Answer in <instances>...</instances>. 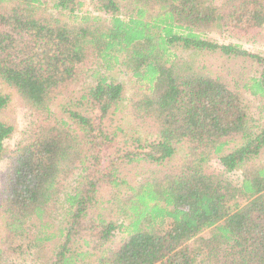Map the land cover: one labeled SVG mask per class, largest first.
Masks as SVG:
<instances>
[{
  "label": "trees",
  "instance_id": "1",
  "mask_svg": "<svg viewBox=\"0 0 264 264\" xmlns=\"http://www.w3.org/2000/svg\"><path fill=\"white\" fill-rule=\"evenodd\" d=\"M89 2L91 12L82 0H0V84L49 119L5 161L0 264L13 254L28 264H264V58L203 38L264 41V0ZM174 47L250 72L231 81ZM98 68L128 72L131 95ZM89 78L63 107L71 124L48 117L56 97ZM8 102L0 93V113ZM12 132L0 120V161ZM176 150L179 162L163 168ZM213 157L241 174L239 185L204 171ZM134 163L156 169L135 183L122 172ZM116 230L126 239L109 250Z\"/></svg>",
  "mask_w": 264,
  "mask_h": 264
},
{
  "label": "rangeland",
  "instance_id": "2",
  "mask_svg": "<svg viewBox=\"0 0 264 264\" xmlns=\"http://www.w3.org/2000/svg\"><path fill=\"white\" fill-rule=\"evenodd\" d=\"M86 3V7L84 8L86 11L91 12L93 9L90 7V0H82ZM47 8L49 12L54 16L61 20H67L69 14L64 11H57L52 7L53 2L47 1ZM82 15L81 13L78 16ZM96 16H101L95 12ZM107 17V16H106ZM108 20V18H107ZM264 34V31L262 32ZM204 39L207 41H211L218 44H237L240 45L243 49H245L248 53L258 55L264 58V41L259 39L255 42H246L243 40H237L236 37L227 34L226 32L220 34H206L203 36ZM172 52L175 56H178L180 59H188L191 57V61H195L196 65L199 64V61H202L201 67L206 68L209 71L216 72L219 70H224L225 74L231 78V81H239L241 78L245 80L248 77V73L250 72L249 66L246 62L240 63L238 60L228 59L224 57H220L217 55L209 56H197L189 51L182 50L179 47L172 48ZM192 64V63H191ZM98 67V66H97ZM100 75L106 77L109 81L114 83L120 84L122 86L123 92L122 97L123 99L128 98L132 91H133V79L130 78L128 72H125L122 69H115L108 72L99 69ZM95 79L89 78L87 83H81L80 85L74 87V89L67 90L63 95L56 97L52 101L51 105V114L48 116L52 119H63L64 121L71 124L70 120L68 119V115L64 112L63 107L67 105L71 100H75L80 97L83 91H89V88L93 86ZM247 82V80H246ZM0 93L5 95L9 98V102L5 109H3L0 113V120L5 125L12 127V134L8 139H6L3 143L4 147V155L0 161V180L3 175L5 161L8 155L14 151L17 145H24L28 142L29 138L31 137L32 133L36 129V125L42 120H49L46 115L47 113H40L34 110L27 109L23 106L21 101L18 99L15 92L5 86L0 84ZM251 100L252 105L259 106V101L255 98L248 97ZM126 108L123 105L121 107L120 117L122 121V125L127 127L129 123H131V119L129 115L126 113ZM256 113H258L256 111ZM264 118V114L262 115ZM235 144L229 145L230 148H233ZM226 149V148H225ZM227 152V151H226ZM181 158V152L176 150L175 155L170 160L167 165H164L163 168H169L179 162ZM155 167L153 165H149L147 163H139V164H130L125 169L122 170L123 174L132 180L135 183H143L144 181L148 180L150 175L155 171ZM165 171L164 169L162 170ZM204 171L207 174L212 175H221L225 179L231 181L234 185H239L241 180V174L239 172H233L225 174L223 168L221 167L219 160L217 157H213L204 167ZM70 181V185H72ZM108 200L109 195L108 192L102 190L101 195ZM102 195V196H103ZM105 202L104 198L101 199V203ZM61 206H63V200L60 199ZM102 207V206H101ZM104 207V206H103ZM63 211H59L56 217L55 226L60 227L62 223L65 221V217L63 215ZM105 213L108 211L105 210ZM115 221L114 219H112ZM4 219L0 216V238L5 233V228L3 227ZM120 220H118V223ZM56 230V229H55ZM33 234H31L32 236ZM125 235L121 234L118 230L113 232V235L109 238L108 242L106 243V247L109 250H116L124 241ZM188 244L187 246H189ZM12 258V260H10ZM13 259L15 260L14 264H28V257L26 258H18L14 254L13 256H9L8 262H12ZM4 260V258L2 259ZM5 264V263H3Z\"/></svg>",
  "mask_w": 264,
  "mask_h": 264
}]
</instances>
